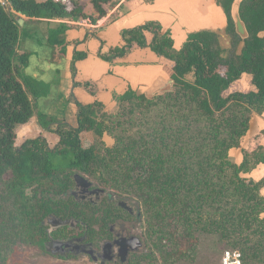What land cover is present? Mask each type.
<instances>
[{
	"label": "trees",
	"instance_id": "obj_1",
	"mask_svg": "<svg viewBox=\"0 0 264 264\" xmlns=\"http://www.w3.org/2000/svg\"><path fill=\"white\" fill-rule=\"evenodd\" d=\"M8 2V8L0 2V264H8L21 237L30 235L41 249L46 248L48 230L42 222L32 221L36 209L29 190L37 191L48 184V188L54 189L53 193L61 190L63 195L72 198L70 183L74 182L76 174H80L122 195L127 183L141 180L140 176L134 179L135 175L150 169L156 171L155 163L150 164L148 160L154 161V155L158 157L161 150L153 155L144 151L142 156L134 148L139 143L135 139L142 134L140 141L157 133L154 138L159 142L154 145L177 154V149L185 150V143H192L191 153L197 157L192 162L182 158L181 170L170 166L173 175H165L163 185L169 178V190L174 192L175 181L182 187L188 183V191L198 204L206 201L211 206H218L217 211L220 206H232L229 222L234 223L237 217L241 218L238 220L241 223L245 218L248 230L253 228L248 212L242 215L236 212L239 208L251 210L263 231L258 232L260 240L257 243L249 238L250 235L246 238V258L251 264H264V216L260 215L264 214V178L255 182L247 177L259 165H264V147L243 145L253 112L264 113V0L241 3L239 15L249 35L246 40L236 33L235 0H219L232 38L231 48L224 50L218 44V36L209 31L189 35L179 51L174 48L171 31H163L157 22L123 31L125 45L101 56L107 61H115L135 49L149 48L171 63L165 69L174 80V90L153 100L143 94L129 93L122 98L115 114L105 112L99 102L79 104L78 126H58L54 133L59 142L54 147L44 136L17 145L18 128L35 116L34 97L48 91L42 87L39 92V87L31 85L23 73L27 55L20 56L17 52L20 25L16 18L21 15L95 23L107 15L115 0H69L66 4L54 0ZM66 31L65 24L50 30V43L65 45ZM242 41L245 47L238 55L237 48ZM81 56L77 54L76 58ZM244 75L252 76L254 89L247 93L231 92V86ZM154 112L163 113V121L157 124L155 131L150 127L143 131L144 128L134 125L138 121L144 123ZM135 114L136 120L132 118ZM48 124L41 120V125ZM106 134L117 141L112 149L103 142ZM125 138L132 139V143L125 144ZM232 150L242 152L240 164L232 161ZM176 175L180 176L178 180H175ZM150 189L152 191L154 186ZM149 200L153 199L150 197ZM196 221L200 224L202 218ZM209 225L222 227L227 232L224 222L210 220ZM234 245L239 246V242L235 241Z\"/></svg>",
	"mask_w": 264,
	"mask_h": 264
},
{
	"label": "crops",
	"instance_id": "obj_2",
	"mask_svg": "<svg viewBox=\"0 0 264 264\" xmlns=\"http://www.w3.org/2000/svg\"><path fill=\"white\" fill-rule=\"evenodd\" d=\"M218 2L219 0H115L107 15L97 19L95 23L71 19H36L19 15L24 24L20 26L17 52L20 56L27 55L23 73L31 85L39 87V92L42 87H46L48 92L34 97L35 116L28 124L18 128L17 145L21 146L27 140L44 136L50 146L51 143L55 146L59 142V137L54 133L58 126H78L79 104L99 102L104 106L105 112L116 113L124 96L129 93L144 94L155 80L161 78V73L171 63L149 48L135 49L126 57L115 61H107L101 56L125 45L122 38L125 30L147 22H157L163 31H171L177 51L183 48L189 35L203 31L216 34L221 43L228 46L223 36L228 33V21ZM89 12L92 13L93 10L90 9ZM60 24L67 26L63 36L65 45L54 46L49 41V32ZM147 36L150 37L148 34ZM230 40L232 43L231 36ZM77 54L82 55L81 58L77 59ZM253 89L252 76L244 75L231 86L230 91L247 93ZM41 120H46L49 124L43 126ZM20 134L25 139L19 140ZM243 145L264 147V113L253 112L249 133ZM230 157L237 164L243 160L240 150H232ZM247 177L255 182L261 181L264 178V165H259ZM262 195L264 196V188Z\"/></svg>",
	"mask_w": 264,
	"mask_h": 264
},
{
	"label": "rangeland",
	"instance_id": "obj_3",
	"mask_svg": "<svg viewBox=\"0 0 264 264\" xmlns=\"http://www.w3.org/2000/svg\"><path fill=\"white\" fill-rule=\"evenodd\" d=\"M218 44L223 50L228 48L224 42L221 43L220 39H218ZM136 115L132 117L134 120L137 119ZM162 121L163 113L154 112L144 123L138 121L134 122V125L139 129L144 128L143 131L149 127L155 131L157 124ZM157 135L158 133L153 137L147 135L142 141H140L141 137H138L135 139L139 142L138 146L134 148V151L142 156L144 151L153 155L158 154V149L161 150L158 157L154 155V161L147 159L150 164L155 163L156 171L150 169L146 173L135 175L134 179L140 176L141 180L139 182L137 180V183H127L122 189V195L115 189L103 187L88 177L87 179L106 192V197L97 200L95 205H90L87 201H76L68 195H63L58 189L57 193H53L54 189L48 188L50 185L47 184L37 191L29 190L36 209L32 221L42 222L55 239L81 237L88 229L89 237L96 243L95 248L99 249L110 234V226L106 225L108 220L117 215L120 219L114 222L116 223L113 225L115 233H134V235L140 236L143 241V247L126 264H223L224 255L228 251L241 252L244 258L242 264H251L247 261L248 254L244 246L246 238L250 235L249 238L257 243L260 240L258 232L263 231L258 227L259 224L252 211L247 208H239L240 210L236 212L238 215L248 212V218L253 224V228L248 230L246 227L248 222L245 218H242L241 223L238 222L241 218L237 217L234 223L229 222L232 219L230 213L232 206H220L221 209L217 211L218 206H211L206 201L198 204L196 198L188 191L190 190L188 183L186 187H182L175 181V190L171 192L169 178H166L168 183L163 185L164 176L172 174L170 166L174 170H181L182 158L192 162L196 161L197 157L191 153L194 147L192 143H185V150L179 148L176 150L177 154L169 151L168 148L154 145L159 142L154 138ZM19 137V140L25 139L21 134ZM114 140V145H116L117 141ZM124 142L125 144L132 143V139L125 138ZM53 146L51 143V147ZM191 165L190 163L189 166ZM155 173L156 176H154ZM187 175L189 176V174ZM178 178L180 176L176 175L175 180ZM70 186L72 191H77L74 182H71ZM152 186L154 189L151 191ZM150 197L153 199L152 201L149 200ZM120 200L135 209L134 216H130L117 206V201ZM51 215L66 218L64 220L68 224L60 229L51 228L48 223V218ZM260 215L263 218L264 214ZM199 217L202 218L200 224L196 221ZM210 220L216 223L224 222L227 232L222 227L208 226ZM212 230L216 232L211 233ZM227 235L229 237L225 238ZM235 241L239 242V246L234 245ZM247 244L252 246V243ZM88 253L75 251L70 256L61 257L53 252L51 247L48 251L41 249L36 239L27 235L21 237L14 247L8 264H101L91 260Z\"/></svg>",
	"mask_w": 264,
	"mask_h": 264
},
{
	"label": "flooded vegetation",
	"instance_id": "obj_4",
	"mask_svg": "<svg viewBox=\"0 0 264 264\" xmlns=\"http://www.w3.org/2000/svg\"><path fill=\"white\" fill-rule=\"evenodd\" d=\"M85 177V176H83ZM87 179V177H85ZM90 181L89 179H87ZM91 182V181H90ZM74 183L75 182V176H74ZM92 187L88 189L84 188H79L77 191H72L73 197L72 199L76 201H87L88 204L90 205H95L97 200H102L104 197H106V192L100 188H98L93 182ZM115 201V199H114ZM117 206L121 208V210H124L127 212L130 216L135 215V209L125 201H117ZM123 206H127V208H124ZM66 218L56 216V215H51L48 218V223L49 226L53 229H60L63 227H66L65 225H53L54 222H57L59 220H64ZM120 217L117 215H114L111 217L110 220H108V223L106 225L110 226L109 227V236L106 238L104 242H102V246L100 245L99 249L95 248V244L90 238L88 234V229L86 230V233L81 236V237H74V238H68V239H55L51 236L50 231L48 230V241L46 242L45 250L48 251L50 247L52 248L53 251L58 252L59 256L61 257H67L73 254V252H89L87 255L91 258V260L95 262H100L101 264H108V263H120V264H126L127 262L130 261L131 257L136 254L142 247H143V241L140 236L132 234H127L126 232L124 233H115V230L113 228V225L116 224L114 223L116 220H119ZM131 238H138L141 242V246L136 248L135 245L133 247L129 246L127 248V251L123 250L121 253L122 247L119 245L121 243V239H131ZM120 241L118 244L117 242ZM61 244V246H60ZM63 244V245H62ZM54 248V249H53ZM136 248V249H135ZM110 258V260H109ZM125 258L124 261L122 259Z\"/></svg>",
	"mask_w": 264,
	"mask_h": 264
},
{
	"label": "water",
	"instance_id": "obj_5",
	"mask_svg": "<svg viewBox=\"0 0 264 264\" xmlns=\"http://www.w3.org/2000/svg\"><path fill=\"white\" fill-rule=\"evenodd\" d=\"M243 1L244 0H235L234 20H235V24H236V33L240 36V38L242 40H246L249 36L248 31L246 29L244 22L241 20L240 15H239V9H240L241 3ZM16 21L18 22V24L20 26L24 24V20L20 17H17ZM223 36L226 39L227 45L232 46L229 33L226 32V33H224ZM244 47H245V42L242 41L237 48V54L238 55L242 54ZM164 70L165 71L163 73H161V75H160L161 78L155 80L151 84V86L145 90L143 95H145L148 100H153L156 96H162V95H164L166 93H170L174 90V80L171 78V75L167 72V70L166 69H164ZM103 142L105 143L106 147L109 149H112L114 147V144H115V140L112 137H110L108 134H106L104 136ZM75 182H76L77 189H79V188L88 189V188L92 187V183L80 174L75 175ZM123 207L127 208V206H123ZM67 224H68L67 221L59 220L57 222H54L53 225H67ZM117 243L119 244L120 241H118ZM119 245L122 247L121 253L123 250H125V251H127V253L125 255H127L128 254L127 248L129 246L133 247L135 245V247L138 248L142 244L138 238H131V239H121V243ZM60 246H61V244H60ZM48 247L50 248V245H48ZM53 252H55V251H53ZM56 254H58V252H56ZM109 260H110V258H109ZM124 260H125V258L122 259V261H124Z\"/></svg>",
	"mask_w": 264,
	"mask_h": 264
},
{
	"label": "built area",
	"instance_id": "obj_6",
	"mask_svg": "<svg viewBox=\"0 0 264 264\" xmlns=\"http://www.w3.org/2000/svg\"><path fill=\"white\" fill-rule=\"evenodd\" d=\"M58 3L66 4L69 0H54ZM1 4L5 7H9L8 0H0ZM243 256L239 251H228L223 258V264H242Z\"/></svg>",
	"mask_w": 264,
	"mask_h": 264
}]
</instances>
